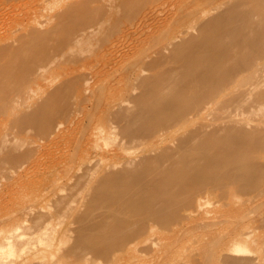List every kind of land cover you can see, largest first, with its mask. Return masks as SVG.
Returning a JSON list of instances; mask_svg holds the SVG:
<instances>
[{
  "label": "bare ground",
  "instance_id": "1",
  "mask_svg": "<svg viewBox=\"0 0 264 264\" xmlns=\"http://www.w3.org/2000/svg\"><path fill=\"white\" fill-rule=\"evenodd\" d=\"M24 1L0 0V191L27 221L0 264H46L63 217L72 260L264 264V0Z\"/></svg>",
  "mask_w": 264,
  "mask_h": 264
},
{
  "label": "rangeland",
  "instance_id": "2",
  "mask_svg": "<svg viewBox=\"0 0 264 264\" xmlns=\"http://www.w3.org/2000/svg\"><path fill=\"white\" fill-rule=\"evenodd\" d=\"M33 2H34V0H29L28 2L24 1L21 5H19L16 8V11L17 10L19 11V8L24 9L28 5H32ZM0 33H1L0 34L1 36H4V34H6V32L4 30L3 31L1 30ZM3 192H4L3 190L0 191V194L2 193L1 194L2 196L0 195V202L3 203V204L0 203V216H1L0 221L2 222V219L4 218L3 216H6L7 214H8V217L6 216L5 217L6 219L5 220L3 219L4 222H2V223L0 222V231L4 227V229H6L7 231L10 230L12 233L14 232L16 234L15 238H23L25 236V229H26L27 221L25 220V218L23 216L15 215V213H12L14 210H16L18 201L22 197L23 192L19 189L12 190L10 192V194H12V195H10L9 193H6V192L3 193ZM80 192H81V190H80ZM82 192L83 193L85 192L84 189ZM79 193H78V195H79ZM5 194H7V195H5ZM9 195H10V197H9ZM78 195L75 198L74 204H77L78 200L80 199V197H78ZM80 195H83V194L80 193ZM6 199H8L9 202ZM5 200H6V202H8V204L6 202H4ZM10 201L12 202V205H11ZM47 202L49 203V205H51L50 208H49V205H47L48 204ZM41 207H42V209H44L46 211H52V208H51L52 204H51V201H48V199H45L41 202ZM79 207H80L79 210H81L80 214L82 212L85 214H88V213L92 212V210H94L93 204L90 202H83L82 204L79 205ZM209 209L216 210L217 207H215L214 205H210ZM9 213H10V215H9ZM62 219H64V221L62 223H58L55 225L56 233L54 234V236H48V237L42 238L41 241L45 244L38 245V246L44 245V247L40 251V256L42 257L44 263H46V264H126L128 262L127 264H151L152 254H150V253L143 255L144 257L143 256L141 257L140 255H136L133 253H129V255L123 254V255H120L118 258L114 259L113 261H107V260L105 261V258H102L98 255H93V254H91V255L89 254V256H85L83 258H78V259H73V260L69 259V257L65 253V248L69 245L71 240L68 237V234L66 232V228H70L71 226H74L75 222L73 220L67 219L65 217H63ZM54 220L55 219L51 220L50 223L53 224ZM56 221H57V219H56ZM188 221H189L188 219H185L181 222H172L170 224L174 225L176 227H180L182 223H184V222L186 223ZM154 225H156V230L154 232V236H153L154 238L152 237L153 238L152 242L161 243L162 241L163 242L166 241L167 237L172 238V239L175 238L177 228H175L173 226L168 227V228H164V224L159 223V222H155ZM93 242H95V241H92V240L88 241V245H90ZM25 246L30 247V245H25ZM30 254H31L30 249H27V251L23 254H20L16 258V260L17 261L22 260L23 262L27 261V259L31 256ZM137 257H141V258H137ZM7 258H13V257L8 256ZM129 259H131V260L128 261ZM186 261L189 262V260H186ZM187 262H186V264H189Z\"/></svg>",
  "mask_w": 264,
  "mask_h": 264
}]
</instances>
